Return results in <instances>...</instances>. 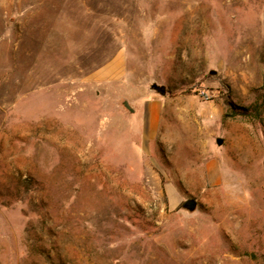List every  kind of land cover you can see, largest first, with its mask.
<instances>
[{
	"label": "rangeland",
	"instance_id": "374dc122",
	"mask_svg": "<svg viewBox=\"0 0 264 264\" xmlns=\"http://www.w3.org/2000/svg\"><path fill=\"white\" fill-rule=\"evenodd\" d=\"M0 264H264V0H0Z\"/></svg>",
	"mask_w": 264,
	"mask_h": 264
},
{
	"label": "water",
	"instance_id": "95a60500",
	"mask_svg": "<svg viewBox=\"0 0 264 264\" xmlns=\"http://www.w3.org/2000/svg\"><path fill=\"white\" fill-rule=\"evenodd\" d=\"M123 105L125 108H127L130 112H132V109L129 107V105L127 104V102H123ZM216 144L217 145H221L222 144V140L221 139H216ZM196 207V203L194 200L192 199H188L184 202L183 204V208L188 210V211H193Z\"/></svg>",
	"mask_w": 264,
	"mask_h": 264
},
{
	"label": "crops",
	"instance_id": "0c3cea01",
	"mask_svg": "<svg viewBox=\"0 0 264 264\" xmlns=\"http://www.w3.org/2000/svg\"><path fill=\"white\" fill-rule=\"evenodd\" d=\"M112 68H114V63L109 64V70L112 69Z\"/></svg>",
	"mask_w": 264,
	"mask_h": 264
}]
</instances>
